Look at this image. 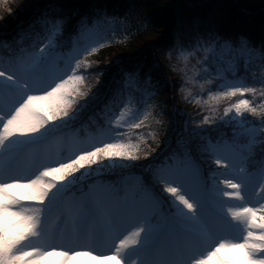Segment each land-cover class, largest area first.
<instances>
[{"label": "snow or ice", "instance_id": "6c2138e0", "mask_svg": "<svg viewBox=\"0 0 264 264\" xmlns=\"http://www.w3.org/2000/svg\"><path fill=\"white\" fill-rule=\"evenodd\" d=\"M76 7L72 0H50L14 35L15 47L5 44L8 55L0 60V264H264V103L257 107L244 98L256 93L246 86L254 62L261 75L251 79L264 93V11L257 45L255 19L244 4L226 11L214 0H198L182 8L169 55L173 48L185 58L203 52L197 59L207 66L203 75L215 73L220 82L213 87L224 89L213 99H237L224 109V117L231 113L228 119L235 124V136L225 141L228 148L219 141L200 143L203 128L191 127L189 114L175 106L167 120H156L164 125L165 139L174 123L182 125L183 162L177 166L154 165V149L142 158L138 145L103 130L75 142L68 156L50 147L85 108L104 115L111 106H122L116 123L129 113L123 126L142 128L157 103H169L155 100L166 89V78L154 83L151 69L137 70L124 73L104 93L97 88L87 94L69 113L76 103L70 91L82 80L76 74L81 61L73 57L75 67L68 63L60 69L53 38L75 24L83 29L84 14L73 23ZM102 22L98 16L96 25ZM37 27L47 34L45 42L25 46ZM96 44L89 38L79 51L96 52ZM241 66L245 74L236 75ZM163 112L160 108L156 115ZM197 120L199 125L212 122L207 115ZM240 136L246 138L242 151ZM197 153H207L220 167L209 164L204 171L194 162ZM100 160L114 167L146 166L136 193L120 195L103 181L80 182L79 170ZM156 185L171 196L156 194ZM98 246L111 254L96 255Z\"/></svg>", "mask_w": 264, "mask_h": 264}, {"label": "trees", "instance_id": "16d2710c", "mask_svg": "<svg viewBox=\"0 0 264 264\" xmlns=\"http://www.w3.org/2000/svg\"><path fill=\"white\" fill-rule=\"evenodd\" d=\"M192 4L198 0H187ZM50 0H0V48L2 52L8 55L6 43L12 44L15 47L13 37L18 34L22 25H26L33 17L39 15L46 10ZM219 3L226 11L231 10L234 5L233 0H214ZM238 3L247 6V10L254 12L264 6V0H237ZM77 7L73 12V23L80 18L81 14L85 15L84 28L93 25L97 17L106 19H128L134 11L140 12V20L145 23L139 29L134 30L119 41H109L101 45H97V51L88 54H80L77 58L81 61L80 67L76 69V74L82 76V80L73 85L70 91V98L76 103L69 105L68 111L71 113L79 101L86 99L87 94L99 88L100 93H104L110 86L115 87L116 81L121 79L126 72L151 69L154 77L153 82L158 79L164 81L166 78V89L159 93L155 100H167L169 103L159 104L157 108L152 110V115L144 121L142 128H128L123 132L122 141L138 145L140 155L143 158V152L149 149H154L152 161L154 165L158 163H166L167 161L181 160L183 149L180 146V139L185 136L182 125L177 122L173 124L172 130L168 133L165 139L163 131L164 125L157 124L156 120H167L173 106L176 109L184 110L193 123L191 127H201V131L197 139L200 143L206 144L209 141L212 143H225L231 141L235 136L233 132L234 122L229 121L228 117H224V109L230 104L235 103L237 97H221L213 99L217 92L224 89L213 87L220 82V77L215 73L211 77L203 75V70L206 65L197 64V59L204 55L199 52L190 57L189 63L174 62L173 53L171 52L172 61H168L169 48L175 45L178 33V18L179 14L187 4L183 0H72ZM23 5V8H21ZM99 6V7H97ZM260 13L252 14L255 19V28L252 37L255 43H260ZM142 21V22H143ZM81 28L75 24L73 30H65L57 33L53 38L55 51L57 54L65 56L67 51L74 45L75 39H80ZM46 33L39 27L35 29L33 34L29 36L24 45L32 43L43 44L45 42ZM66 57V56H65ZM63 60H67V57ZM72 67H75L72 64ZM72 73L69 72L68 75ZM245 69L243 66L237 68L236 75H244ZM259 77L261 68L258 62H254L253 66L247 70L246 86L255 87L256 93L245 94L244 98L249 99L253 106L259 107L264 103V93H262L261 85L252 82V75ZM231 75V74H229ZM211 80V83H209ZM135 103V97L133 102ZM120 107V106H119ZM118 106H111L110 110L104 115L97 114L91 107L85 108L78 114L72 125L66 130H76L84 134L90 129H95L101 126L106 120L110 119ZM122 107V106H121ZM163 108L162 116H157L156 112ZM208 116L212 121L206 125H199L197 118L200 120L204 116ZM251 117V114L248 113ZM221 117H224L221 120ZM253 120H258L259 117H251ZM160 129L159 131H156ZM65 132V131H64ZM155 138L153 139V133ZM237 143L245 144L246 138L243 136L237 137ZM171 158V159H170ZM119 159V158H114ZM194 159L204 167L205 171L209 164L213 168L220 167L214 164V160L208 159V154H194ZM101 165L102 167H97ZM85 171L79 176L80 182L87 183L89 179L103 182H110L118 177L127 174L146 175V166L136 167H120L112 166L111 163L105 165L103 160L97 161L96 165H85ZM91 168L92 171H88ZM75 175V174H73ZM223 178H221L222 181ZM62 183V182H61Z\"/></svg>", "mask_w": 264, "mask_h": 264}, {"label": "rangeland", "instance_id": "374dc122", "mask_svg": "<svg viewBox=\"0 0 264 264\" xmlns=\"http://www.w3.org/2000/svg\"><path fill=\"white\" fill-rule=\"evenodd\" d=\"M140 12L139 11H134L133 14L128 18V19H107L105 20L102 24L98 25L97 27L93 28V29H85L82 34V38H81V43L77 44V42L73 45V48L71 50V53H69L68 56H72L74 54H76V52H78L80 49H82L84 46H86V44L89 42V38H91L92 40H95L97 42L96 45L101 44L103 42H109V41H119V39H124L126 38V36L128 34H130L131 32H133L136 29H139L141 27L142 24H144L145 22L140 20ZM90 50V49H89ZM175 51H177L176 53H173L172 56H174V58L176 59V61L174 62H182V63H189L190 61V57L192 56H187V58H185L184 55L181 54V52L176 49ZM199 53V52H198ZM197 54V53H196ZM204 55V54H202ZM168 61H172L171 56H168ZM60 69H63V67H61ZM122 109H119L113 116V121H112V125H113V129L115 131L120 130L123 126V122L126 120L130 119V115L129 113H125L124 116L121 118V123H116V119L117 117L120 116V112ZM129 110L130 112H134L135 111V103H132L129 106ZM114 131V132H115ZM78 140L76 138H72L68 135H62L59 136L58 139L56 141H54L50 147L55 150L57 148H60V146L66 144V146H63V150L66 149V153L64 154V156H68L70 154V148L71 146L77 142ZM225 148H228L229 146H223ZM241 150V149H240ZM242 151V150H241ZM172 164H176L177 166L181 165L179 162L176 163H172ZM79 171L84 172L85 171V167L81 168ZM86 173V171H85ZM139 185V181L137 179H126L123 183H122V188L124 189L125 193L122 195H134L137 191ZM115 188L117 184L112 185ZM157 192L159 194H161L163 197L168 198L171 196L170 193H162L160 192V188H157ZM118 190V189H117ZM101 252H103V254L105 255H109L111 254L110 252L107 251L106 246H98L97 251H96V255L101 254ZM54 259V258H53ZM81 259H85V258H81ZM109 264H111V262H109Z\"/></svg>", "mask_w": 264, "mask_h": 264}, {"label": "water", "instance_id": "95a60500", "mask_svg": "<svg viewBox=\"0 0 264 264\" xmlns=\"http://www.w3.org/2000/svg\"><path fill=\"white\" fill-rule=\"evenodd\" d=\"M184 1L186 2V0H184ZM233 1H234L235 4L237 3V0H233ZM262 10H264V7L261 8L260 10H258L257 12H260V11H262Z\"/></svg>", "mask_w": 264, "mask_h": 264}]
</instances>
